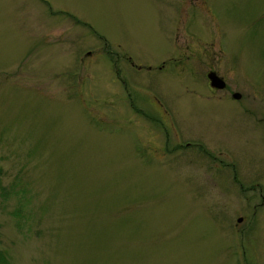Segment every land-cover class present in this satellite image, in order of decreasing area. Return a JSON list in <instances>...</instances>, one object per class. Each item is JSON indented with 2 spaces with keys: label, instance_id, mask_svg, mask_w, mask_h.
<instances>
[{
  "label": "rangeland",
  "instance_id": "rangeland-1",
  "mask_svg": "<svg viewBox=\"0 0 264 264\" xmlns=\"http://www.w3.org/2000/svg\"><path fill=\"white\" fill-rule=\"evenodd\" d=\"M0 264H264V0H0Z\"/></svg>",
  "mask_w": 264,
  "mask_h": 264
},
{
  "label": "water",
  "instance_id": "water-1",
  "mask_svg": "<svg viewBox=\"0 0 264 264\" xmlns=\"http://www.w3.org/2000/svg\"><path fill=\"white\" fill-rule=\"evenodd\" d=\"M207 79L209 80L210 86L216 88L223 87V82L213 72L207 74ZM233 97H238V94H233ZM237 221H240V218H238Z\"/></svg>",
  "mask_w": 264,
  "mask_h": 264
},
{
  "label": "flooded vegetation",
  "instance_id": "flooded-vegetation-1",
  "mask_svg": "<svg viewBox=\"0 0 264 264\" xmlns=\"http://www.w3.org/2000/svg\"><path fill=\"white\" fill-rule=\"evenodd\" d=\"M210 72H214V71L212 69H208L205 75L207 76V74L210 73Z\"/></svg>",
  "mask_w": 264,
  "mask_h": 264
}]
</instances>
